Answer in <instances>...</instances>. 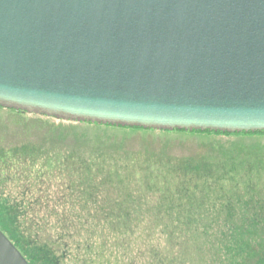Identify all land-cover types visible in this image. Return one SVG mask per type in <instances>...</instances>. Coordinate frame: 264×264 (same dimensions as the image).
I'll list each match as a JSON object with an SVG mask.
<instances>
[{
	"label": "trees",
	"instance_id": "1",
	"mask_svg": "<svg viewBox=\"0 0 264 264\" xmlns=\"http://www.w3.org/2000/svg\"><path fill=\"white\" fill-rule=\"evenodd\" d=\"M2 111L0 230L29 264H67L73 250L80 264H264L263 132L74 125ZM156 133L197 139L194 152L175 156L172 138L152 150Z\"/></svg>",
	"mask_w": 264,
	"mask_h": 264
},
{
	"label": "water",
	"instance_id": "2",
	"mask_svg": "<svg viewBox=\"0 0 264 264\" xmlns=\"http://www.w3.org/2000/svg\"><path fill=\"white\" fill-rule=\"evenodd\" d=\"M0 108L264 133V0H0ZM0 264H29L1 230Z\"/></svg>",
	"mask_w": 264,
	"mask_h": 264
},
{
	"label": "rangeland",
	"instance_id": "3",
	"mask_svg": "<svg viewBox=\"0 0 264 264\" xmlns=\"http://www.w3.org/2000/svg\"><path fill=\"white\" fill-rule=\"evenodd\" d=\"M6 115H7L6 111H2L0 113V116L5 117ZM56 123H60V122L56 121ZM62 123H65V122H62ZM65 124L77 125L78 123H76V124L75 123H65ZM81 127H82V129L85 132H87L89 134H93V133H108L110 135H119V136H121L123 134H126L123 130L114 129V128L104 129V128L96 127V126H93V125H81ZM116 128H118V127H116ZM139 134H141V133H139ZM153 138L156 139L155 140L156 141V145L154 144L151 147L152 150H156L160 146L161 141L165 142L164 141L165 139H167V138L171 139L172 138L171 140H173L174 143H175L174 149H173V153H174L175 156H180V155H184V154H186V155L192 154L194 152V150H193L194 146L193 145L197 141V139H190V140L185 141V138H186L185 136L177 135V134L166 135V134L156 133ZM260 142L264 143V139H260ZM81 260H82V257H81L80 252L78 250H73L70 262L67 263V264H80L79 262H81ZM140 262H142V261H140Z\"/></svg>",
	"mask_w": 264,
	"mask_h": 264
},
{
	"label": "flooded vegetation",
	"instance_id": "4",
	"mask_svg": "<svg viewBox=\"0 0 264 264\" xmlns=\"http://www.w3.org/2000/svg\"><path fill=\"white\" fill-rule=\"evenodd\" d=\"M4 110H7V109H4Z\"/></svg>",
	"mask_w": 264,
	"mask_h": 264
}]
</instances>
